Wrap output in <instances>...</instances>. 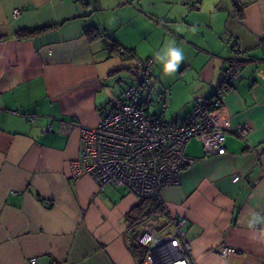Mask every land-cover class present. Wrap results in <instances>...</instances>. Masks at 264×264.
Returning <instances> with one entry per match:
<instances>
[{
    "label": "crops",
    "instance_id": "obj_1",
    "mask_svg": "<svg viewBox=\"0 0 264 264\" xmlns=\"http://www.w3.org/2000/svg\"><path fill=\"white\" fill-rule=\"evenodd\" d=\"M40 27L48 28L17 36ZM88 30L100 36L89 38ZM260 37L264 0H0V264H140L124 218L139 198L110 185L100 191L89 174L74 179L70 171L80 127L96 126L121 103L113 78L121 94L133 83L132 60L113 44L153 58L149 89L159 104L151 111V101L149 111L167 121L188 117L196 97H214L241 46L240 77L211 112L227 127L226 151L205 154L200 142L186 143L195 161L178 184L162 188L169 217L157 225L187 216L195 264H264V243L250 239L244 223L252 211L264 215ZM172 39L185 60L165 75L155 54ZM237 125L248 127L244 138Z\"/></svg>",
    "mask_w": 264,
    "mask_h": 264
},
{
    "label": "built area",
    "instance_id": "obj_2",
    "mask_svg": "<svg viewBox=\"0 0 264 264\" xmlns=\"http://www.w3.org/2000/svg\"><path fill=\"white\" fill-rule=\"evenodd\" d=\"M183 1L192 5L194 0ZM20 13L19 8L12 10L13 17ZM258 46L264 49V37ZM234 50L214 97H196L188 117L171 121L151 113V100L142 98L141 92L154 72L153 58L134 57L129 66L133 83L123 92L124 100L107 109L96 126L80 127V156L70 163L72 178L86 173L100 191L110 185L125 188L139 199L160 198L162 188L178 184L180 173L194 163L184 151L189 140L200 142L205 154L225 153L227 127L212 118L211 112L223 104L225 93L240 77L244 51L238 44ZM119 52L124 51L120 48ZM26 118L33 120L35 115ZM67 129L65 124L64 131ZM234 132L244 138L249 129L237 125ZM187 223V216L181 215L170 216L164 226L139 225L133 240L144 250L140 264H195L189 254L190 238L184 231ZM232 250L223 248L225 253ZM36 263L35 258L30 259V264Z\"/></svg>",
    "mask_w": 264,
    "mask_h": 264
},
{
    "label": "trees",
    "instance_id": "obj_3",
    "mask_svg": "<svg viewBox=\"0 0 264 264\" xmlns=\"http://www.w3.org/2000/svg\"><path fill=\"white\" fill-rule=\"evenodd\" d=\"M50 27V26H48ZM48 27H40L36 29L30 30H21L17 32V36L20 38L31 37L37 32H40ZM89 38L99 37V33L95 30H88ZM119 47L117 44L112 45V51L117 53L123 59L132 60L135 56L130 50L123 49L124 52H119ZM131 75V74H130ZM168 214L165 210L163 203L159 200V198H149L143 197L138 200V202L125 214V221L127 222V228L131 231H135V229L146 222L154 223L158 221H167ZM132 250L134 253L140 257V260L144 254V250L139 247L133 240Z\"/></svg>",
    "mask_w": 264,
    "mask_h": 264
},
{
    "label": "clouds",
    "instance_id": "obj_4",
    "mask_svg": "<svg viewBox=\"0 0 264 264\" xmlns=\"http://www.w3.org/2000/svg\"><path fill=\"white\" fill-rule=\"evenodd\" d=\"M155 59L161 65L163 73L171 75L178 70L185 60L184 50L177 46L174 39L168 40L156 52ZM244 223L248 229L252 230L250 239L264 243V215L252 211ZM225 264H227L226 261Z\"/></svg>",
    "mask_w": 264,
    "mask_h": 264
},
{
    "label": "rangeland",
    "instance_id": "obj_5",
    "mask_svg": "<svg viewBox=\"0 0 264 264\" xmlns=\"http://www.w3.org/2000/svg\"><path fill=\"white\" fill-rule=\"evenodd\" d=\"M125 73L126 72H123L121 74V77L120 78H124L126 81L131 82V76L128 73H126V74ZM117 79H118L117 77H116V79L113 78V80H112V86L113 87H110V88H112L111 91H113L112 92L113 94H115V91H116V97L115 98L118 97V99H120L119 101L122 102L124 100V95L120 93L121 90H122L121 87H118L117 84H116ZM150 86H151V81L149 82L148 86H146V87L143 88L141 94H142V98L146 99V96H148L149 99L154 102L153 107H151L150 109H151V111H155L156 112V110H157L156 108H157V106H158L159 103H157V99L155 98L154 94L151 93V90L149 89ZM148 92H149V95H148ZM187 147H190V145L188 144ZM152 224H158V222H154Z\"/></svg>",
    "mask_w": 264,
    "mask_h": 264
}]
</instances>
